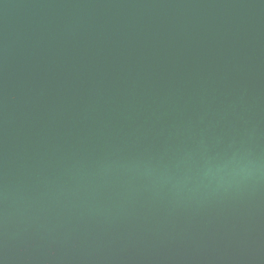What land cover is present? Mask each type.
<instances>
[{"label":"water","instance_id":"water-1","mask_svg":"<svg viewBox=\"0 0 264 264\" xmlns=\"http://www.w3.org/2000/svg\"><path fill=\"white\" fill-rule=\"evenodd\" d=\"M0 264H264V0H0Z\"/></svg>","mask_w":264,"mask_h":264}]
</instances>
